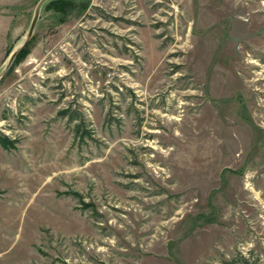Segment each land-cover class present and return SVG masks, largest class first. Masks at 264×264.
Returning a JSON list of instances; mask_svg holds the SVG:
<instances>
[{"label": "rangeland", "instance_id": "rangeland-1", "mask_svg": "<svg viewBox=\"0 0 264 264\" xmlns=\"http://www.w3.org/2000/svg\"><path fill=\"white\" fill-rule=\"evenodd\" d=\"M37 1L0 0V75ZM48 2L0 79V264H264V0Z\"/></svg>", "mask_w": 264, "mask_h": 264}, {"label": "trees", "instance_id": "trees-1", "mask_svg": "<svg viewBox=\"0 0 264 264\" xmlns=\"http://www.w3.org/2000/svg\"><path fill=\"white\" fill-rule=\"evenodd\" d=\"M48 1V0H47ZM75 2V1H74ZM73 0H49L47 4L50 5L48 7L49 9H53L55 12H60L61 14H65L66 12H70V10L78 9L79 11L82 9H85V4H79L77 7L74 5ZM76 7V8H74ZM74 8V9H73ZM27 51V47L23 48L20 52L21 54H24ZM16 61V58L14 59V62ZM0 145H2L5 148L11 147L13 145V142L5 135L0 133Z\"/></svg>", "mask_w": 264, "mask_h": 264}, {"label": "water", "instance_id": "water-1", "mask_svg": "<svg viewBox=\"0 0 264 264\" xmlns=\"http://www.w3.org/2000/svg\"><path fill=\"white\" fill-rule=\"evenodd\" d=\"M46 1L47 0H38L37 1L36 5H35V8H34L33 16H32V19H31V22H30V25H29V28H28V31H27V34H26V38H25L23 44L19 47V49H15V50H13L10 53L9 58H8V62L6 64V66H5V69H4L3 73L0 75V79L3 76V74L8 70V68L11 65V63H12L13 59L15 58L16 54L27 45L29 39L32 36L33 29H34L35 23H36V21H37V19L39 17V13H40L41 7Z\"/></svg>", "mask_w": 264, "mask_h": 264}]
</instances>
